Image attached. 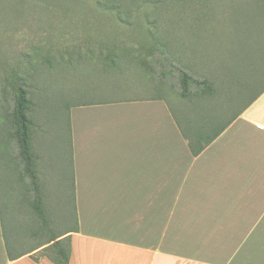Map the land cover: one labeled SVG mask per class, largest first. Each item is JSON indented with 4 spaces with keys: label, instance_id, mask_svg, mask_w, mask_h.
Returning <instances> with one entry per match:
<instances>
[{
    "label": "rangeland",
    "instance_id": "rangeland-1",
    "mask_svg": "<svg viewBox=\"0 0 264 264\" xmlns=\"http://www.w3.org/2000/svg\"><path fill=\"white\" fill-rule=\"evenodd\" d=\"M2 1L0 124L24 96L42 205L54 221L42 230L26 200L31 180L0 149V205L18 255L76 226L72 106L163 98L189 123L216 119L213 131L264 89V0ZM206 88L211 95L196 99ZM43 255L54 251L33 257Z\"/></svg>",
    "mask_w": 264,
    "mask_h": 264
},
{
    "label": "crops",
    "instance_id": "crops-1",
    "mask_svg": "<svg viewBox=\"0 0 264 264\" xmlns=\"http://www.w3.org/2000/svg\"><path fill=\"white\" fill-rule=\"evenodd\" d=\"M70 117L69 264H264V94L199 156L164 99ZM34 253L11 260L0 220V264H54Z\"/></svg>",
    "mask_w": 264,
    "mask_h": 264
},
{
    "label": "trees",
    "instance_id": "trees-1",
    "mask_svg": "<svg viewBox=\"0 0 264 264\" xmlns=\"http://www.w3.org/2000/svg\"><path fill=\"white\" fill-rule=\"evenodd\" d=\"M16 1V0H11ZM3 3L2 0H0V15H2L3 6L1 5ZM110 3V0H109ZM108 5V4H107ZM110 10L113 9V5L107 6ZM116 10H118L117 7H115ZM121 18L124 19V12L121 11L119 14ZM153 70V69H152ZM262 81V80H261ZM264 84V81L262 82ZM261 86V84H258ZM211 88V87H210ZM210 88L203 89L202 92L196 93L195 98L201 101H205L210 94L211 90ZM264 94V89L257 94L253 100L246 106V109L244 112L249 109L262 95ZM163 99V98H160ZM23 101H18L16 108L14 109L13 113L12 106H9V109L5 110L4 124H0V149H2V160L8 162V165L15 164L16 171L19 172L24 179L28 178L31 180V185L28 188V191L26 192V200L35 202V211L37 214V219L41 225L42 230L45 232L48 230V227L50 228L54 221H52L51 216L47 212L46 208H43V203L47 201L45 195L43 194V190L40 187V180L38 177V171L35 172V163L36 160L33 158V149L30 143V135L28 132V129L26 127L27 125V119H28V107L27 103L25 101V97H22ZM165 100V99H164ZM199 101V102H201ZM29 104V103H28ZM75 106H72L73 108ZM30 108V107H29ZM172 114L175 117V121L183 135V137L187 140L188 145L193 153L194 156H199L201 153H203L211 144H213L231 125L232 123L244 112L240 113L237 117L232 119L230 122H228L226 125L213 129V131H210L209 125L212 123V126H216V119H207V116L204 117L205 122L200 121L199 119L196 121L190 120V123L188 120H182L181 118L177 117L175 112L170 108ZM207 120V121H206ZM211 132V133H210ZM71 141V139H70ZM22 144V152L20 156H17V148L20 150V145ZM17 146V147H16ZM70 154H71V142H70ZM16 157V159H14ZM14 160V162H12ZM38 162V160H37ZM22 164L26 165V168H22ZM57 196V194H56ZM72 201L73 205V212L75 217V222L77 224L76 219V206H75V192L73 189L72 193ZM0 220L3 228V234L5 237L6 242V248L8 252V256L11 260H15L20 258L21 256L27 255L29 253L36 252L40 250L41 248L45 247L46 245H50L49 247H46L42 249L41 251H54V256H48L43 255L40 258H35L32 256V259L36 262H40L43 258H48L51 260L54 264H69L70 257H71V238L66 237L62 240L63 236H66L70 233L77 232L78 228L75 226V228H72L68 232L64 233L62 236H53L47 243L38 246L37 248L33 249L32 251L28 253H24L22 255L16 254L14 251V245L11 246L10 240H9V233L8 229H10L9 225L7 224V220L5 218L4 212L0 205ZM67 243V248L64 247V243Z\"/></svg>",
    "mask_w": 264,
    "mask_h": 264
}]
</instances>
